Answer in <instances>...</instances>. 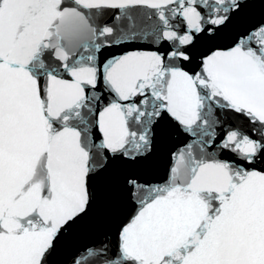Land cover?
<instances>
[{
  "label": "snow or ice",
  "instance_id": "snow-or-ice-1",
  "mask_svg": "<svg viewBox=\"0 0 264 264\" xmlns=\"http://www.w3.org/2000/svg\"><path fill=\"white\" fill-rule=\"evenodd\" d=\"M0 264H264V0H0Z\"/></svg>",
  "mask_w": 264,
  "mask_h": 264
}]
</instances>
